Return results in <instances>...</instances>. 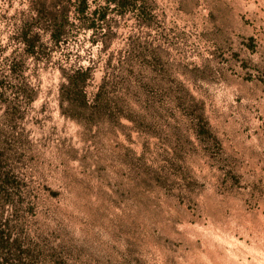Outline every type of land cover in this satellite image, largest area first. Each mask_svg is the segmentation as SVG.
Wrapping results in <instances>:
<instances>
[{"label":"rangeland","instance_id":"374dc122","mask_svg":"<svg viewBox=\"0 0 264 264\" xmlns=\"http://www.w3.org/2000/svg\"><path fill=\"white\" fill-rule=\"evenodd\" d=\"M133 2L89 0V29L58 0L30 56L34 2L0 0V264H264V0ZM79 67L105 104L81 122Z\"/></svg>","mask_w":264,"mask_h":264},{"label":"trees","instance_id":"16d2710c","mask_svg":"<svg viewBox=\"0 0 264 264\" xmlns=\"http://www.w3.org/2000/svg\"><path fill=\"white\" fill-rule=\"evenodd\" d=\"M34 2V14L31 20L23 22L19 32V41L23 45L26 55L35 56L41 50L43 42H40V29L42 26L35 23L37 18L43 17L49 25V36L53 44H58L65 40L68 27L67 11L68 5H58V0H32ZM74 5V12L80 23L89 29H94V20L86 15L89 8V0H68ZM105 8H115L120 12L131 9L135 6L133 0H104ZM58 5V7H56ZM104 17V12L100 13L98 19ZM90 77L88 69L83 68H62L60 70L59 104H65L62 112L77 122L82 119H89L88 115L101 109L105 104L101 99V91H96L90 100L86 91V81ZM7 182L6 177H0V186ZM6 237L1 235L0 244H4Z\"/></svg>","mask_w":264,"mask_h":264}]
</instances>
